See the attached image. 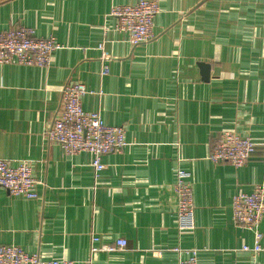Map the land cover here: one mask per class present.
I'll use <instances>...</instances> for the list:
<instances>
[{"label": "crops", "instance_id": "0c3cea01", "mask_svg": "<svg viewBox=\"0 0 264 264\" xmlns=\"http://www.w3.org/2000/svg\"><path fill=\"white\" fill-rule=\"evenodd\" d=\"M137 1L0 0V34L26 27L62 45L48 68L0 65V159L34 161L40 182L36 200L0 188V244L62 264L120 239L127 248L95 264H179L193 251L198 264H264L242 250L255 233L233 221L234 198L264 186V0H158L154 39L135 47L111 11ZM76 82L85 111L126 129L98 176L90 153L66 155L45 135ZM225 130L257 144L241 168L209 159ZM179 171L192 229L179 219ZM259 231L264 246V220Z\"/></svg>", "mask_w": 264, "mask_h": 264}, {"label": "built area", "instance_id": "2783aa9c", "mask_svg": "<svg viewBox=\"0 0 264 264\" xmlns=\"http://www.w3.org/2000/svg\"><path fill=\"white\" fill-rule=\"evenodd\" d=\"M158 0H139L128 5L112 8L111 16L117 19L116 30L125 33L133 46L148 43L154 39L155 18L160 13ZM62 49L53 37H37L35 31L22 27L0 34V65H21L48 68L52 56ZM108 73V68H104ZM88 94L86 86L80 82L66 85L62 90V105L56 119L47 128L45 135L50 143L59 145L66 155L90 153L94 157L93 168L98 176L104 169L103 156L120 153L128 146L124 126L107 125L98 112H87L83 108V98ZM257 144L248 137H242L232 130L222 131L209 159L215 164L227 163L235 168L245 166L255 154ZM189 173L179 171L175 190L179 196V219L182 228L192 229L193 190L188 181ZM40 184L35 176V162L21 160L16 165L0 159V188L13 197L26 200L39 198L37 187ZM264 220V186L258 185L251 194L237 195L233 202V221L239 227L253 231L256 246L243 247L255 255H264L261 245L263 236L259 227ZM93 241H98L93 238ZM128 246L125 239L115 246L92 247L90 258L78 264H95L93 255L98 252L124 251ZM182 258L179 264H198L196 253ZM191 254V253H190ZM0 264H62L58 260L42 261L29 255L22 248L0 244ZM254 264L258 262L254 261Z\"/></svg>", "mask_w": 264, "mask_h": 264}, {"label": "water", "instance_id": "95a60500", "mask_svg": "<svg viewBox=\"0 0 264 264\" xmlns=\"http://www.w3.org/2000/svg\"><path fill=\"white\" fill-rule=\"evenodd\" d=\"M205 65H203V68H204Z\"/></svg>", "mask_w": 264, "mask_h": 264}]
</instances>
